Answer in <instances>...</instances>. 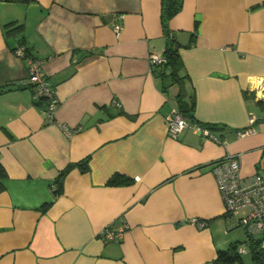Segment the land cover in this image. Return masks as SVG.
<instances>
[{
    "label": "crops",
    "instance_id": "crops-1",
    "mask_svg": "<svg viewBox=\"0 0 264 264\" xmlns=\"http://www.w3.org/2000/svg\"><path fill=\"white\" fill-rule=\"evenodd\" d=\"M12 21L54 90L53 121L14 53L19 34L4 33ZM168 26L194 119L224 145L190 125L168 133L175 90L150 62L165 47L160 0H0V264H213L248 246L212 168L236 154L242 176L264 171V0H183ZM114 174L130 182L108 184ZM123 223L118 241L100 237ZM242 259L254 264L249 249Z\"/></svg>",
    "mask_w": 264,
    "mask_h": 264
},
{
    "label": "built area",
    "instance_id": "built-area-1",
    "mask_svg": "<svg viewBox=\"0 0 264 264\" xmlns=\"http://www.w3.org/2000/svg\"><path fill=\"white\" fill-rule=\"evenodd\" d=\"M120 29L121 24L116 23L114 31L117 33ZM14 53L27 60L26 82L31 88L32 98L34 100H38L41 97L46 98L47 104L44 112L47 118L53 121L58 100L53 88L49 84L41 61L26 55L23 46H19ZM163 61L162 54L150 55V62L152 64H159ZM262 87L264 86H259L257 90L262 89ZM114 104L120 105L117 100H114ZM175 113L174 118L168 120V133L170 136H174L183 127L190 125L194 132H201L204 135L211 136L216 142L225 144V140L215 137L206 126L195 122L190 123L178 111ZM63 127L66 133L69 132L66 126ZM252 131V128L241 129L237 131V135L245 136ZM238 156L236 154L225 155L213 165L212 173L224 203V212L230 215H238L241 209H247L245 214L239 215L238 221L248 236L260 237L259 249L262 256H264V171L258 170L250 176H242ZM197 223L200 227L204 225L202 221H198ZM126 228L127 225L125 223L118 227L107 226L99 235L105 240L118 241ZM237 252L239 254L247 253L248 246L240 244L237 247Z\"/></svg>",
    "mask_w": 264,
    "mask_h": 264
},
{
    "label": "trees",
    "instance_id": "trees-1",
    "mask_svg": "<svg viewBox=\"0 0 264 264\" xmlns=\"http://www.w3.org/2000/svg\"><path fill=\"white\" fill-rule=\"evenodd\" d=\"M183 0H160V20L162 24L163 34L165 37V47L162 53L164 61L156 64V75L160 78L164 91H168L174 88L175 95L174 99L176 102L177 111L184 116L188 122L199 123L194 119L193 111L195 105V99L193 93H189L185 87L186 74L182 73L183 63L179 53V44L171 30L169 29L168 23L172 16H174L182 8ZM197 26H195L196 29ZM23 25L17 24L15 21L8 22L3 25L4 33L7 36L18 35L19 44L14 47V51L19 47L23 46L25 54L33 57L29 51V48L25 44V36L21 34ZM191 38L195 36V32L191 34ZM34 58V57H33ZM47 100L46 98H39L36 100V104L44 108ZM208 129H215L214 126H207ZM74 166H78L81 171H87L88 159L69 164L64 168L55 179L53 186V194L57 196L62 191V184L65 174ZM6 173L0 164V179L5 177ZM130 179L124 177L121 174H114L109 180L108 184L118 185L129 183ZM47 205L43 208L46 209ZM203 222V221H202ZM204 223V222H203ZM205 224V223H204ZM246 232V231H245ZM247 234V233H246ZM248 249L251 252V258L254 264H264V256H262L259 249L260 237L248 236ZM241 243H232L227 248L217 251V255L213 260V264H244L242 254L237 252V247Z\"/></svg>",
    "mask_w": 264,
    "mask_h": 264
},
{
    "label": "rangeland",
    "instance_id": "rangeland-1",
    "mask_svg": "<svg viewBox=\"0 0 264 264\" xmlns=\"http://www.w3.org/2000/svg\"><path fill=\"white\" fill-rule=\"evenodd\" d=\"M247 212V209H241L238 215H243ZM243 227V226H242Z\"/></svg>",
    "mask_w": 264,
    "mask_h": 264
}]
</instances>
